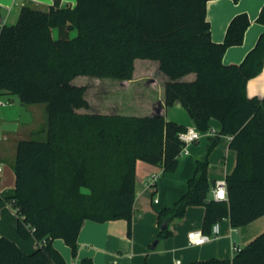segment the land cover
Listing matches in <instances>:
<instances>
[{
    "label": "trees",
    "instance_id": "16d2710c",
    "mask_svg": "<svg viewBox=\"0 0 264 264\" xmlns=\"http://www.w3.org/2000/svg\"><path fill=\"white\" fill-rule=\"evenodd\" d=\"M207 2L77 0L61 6L53 0L47 10L24 4L17 21L0 28V90L47 108L46 137L19 140L16 189L0 194L16 210L21 238L34 236L37 248L26 252L1 236L0 264H66L53 239H64L76 255L86 219H125L130 233L137 161L164 172L178 167L184 124L161 113L78 111L90 105L87 86L75 85V76L129 80L136 59L158 61L168 78L166 106L179 101L200 130H209L212 119L221 124L197 159L186 194L158 212L159 237L171 234V222L190 205L205 206V233L225 217L237 228L264 215V96L247 92L249 79L264 67V32L242 62L224 63L225 50L243 42L252 20L236 14L223 42H215ZM256 21L264 25V6ZM189 73L195 78L184 79ZM222 135L231 136L237 163L226 175L228 198L216 200L210 197L209 154ZM81 263L95 264L91 258ZM190 264H264V231L231 258Z\"/></svg>",
    "mask_w": 264,
    "mask_h": 264
},
{
    "label": "crops",
    "instance_id": "0c3cea01",
    "mask_svg": "<svg viewBox=\"0 0 264 264\" xmlns=\"http://www.w3.org/2000/svg\"><path fill=\"white\" fill-rule=\"evenodd\" d=\"M77 0H62L61 6L76 4ZM53 0H0V17L4 24L17 21L24 4L47 10ZM264 6V0H208L207 19L210 22L212 39L223 42L231 19L238 13L246 12L252 22L245 31L243 42L228 47L222 57L224 63H240L253 49L258 37L264 32V25L256 18ZM58 36V29L53 30ZM75 33V32H74ZM137 60V59H136ZM157 67V77H149L159 87L158 97L151 101L152 113L163 114L166 119L195 126L187 110L179 101L172 106L165 104V84L167 76L160 70L156 60L146 59ZM137 62V61H136ZM135 62V66L136 65ZM136 71V67H135ZM134 75L135 76V72ZM194 73L184 76L192 80ZM133 79L124 81H132ZM247 92L250 97L264 96V67L256 76L249 79ZM0 194L11 193L16 185L14 162L19 140L35 138L45 133L47 108L45 103H21L18 96L0 90ZM87 108L78 109L85 112ZM220 130V122L210 121ZM212 135H204L188 145V152L180 155L175 171L164 172L159 165L142 160L136 163V200L131 232L125 219L96 222L86 219L78 236V251L73 255L71 247L62 238L53 239V245L64 255L66 264H82L84 258H91L95 264H190L213 257L231 258L235 254L233 246L247 245L264 231V215L241 227H233L225 217L216 224L218 233L201 245H190L188 232L201 229L205 216L204 205H190L182 218L171 222V234L159 237L161 226L158 212L175 202L188 190V180L194 175L197 159L207 150ZM230 136L222 135L209 154L208 177L212 181L210 197L214 196L215 182L226 178L235 167L237 152L230 146ZM159 174L157 181L150 184L152 174ZM17 213L7 201H0V237L13 239L24 251L37 248V238H21L17 230ZM154 246V247H153Z\"/></svg>",
    "mask_w": 264,
    "mask_h": 264
},
{
    "label": "rangeland",
    "instance_id": "374dc122",
    "mask_svg": "<svg viewBox=\"0 0 264 264\" xmlns=\"http://www.w3.org/2000/svg\"><path fill=\"white\" fill-rule=\"evenodd\" d=\"M136 73L132 81L115 78H98L78 75L73 79L76 85H86L87 111L100 113H121L125 115H149L152 113L151 101L159 95L157 82L149 77H157V67L146 59L136 60ZM46 134H38L36 139H44Z\"/></svg>",
    "mask_w": 264,
    "mask_h": 264
},
{
    "label": "built area",
    "instance_id": "2783aa9c",
    "mask_svg": "<svg viewBox=\"0 0 264 264\" xmlns=\"http://www.w3.org/2000/svg\"><path fill=\"white\" fill-rule=\"evenodd\" d=\"M4 25V20L0 17V28ZM1 104H4V102L0 101ZM188 129L182 131L179 135L183 147H182V151H181V155L185 154L188 152V145L199 140L202 136L204 135H212L215 136L218 134L219 129H217L214 126H211L209 128V130H200L198 129L196 126H190L187 127ZM231 138V136H230ZM159 174L157 173H153L150 177V184H154L157 179H158ZM223 182V183H221ZM222 190H226L227 193V182H226V178H222L219 179L215 182V187H214V199L216 200H224L228 198V195H226V198H221V191ZM214 228H212V232L211 233H205L202 228L201 229H193L191 231L188 232V242L190 243V245H201L204 244L206 242H208L209 240H211V238L215 237L218 233V225L215 224L213 226ZM233 249L235 251H238L240 248L235 244L233 246Z\"/></svg>",
    "mask_w": 264,
    "mask_h": 264
},
{
    "label": "clouds",
    "instance_id": "9594fccd",
    "mask_svg": "<svg viewBox=\"0 0 264 264\" xmlns=\"http://www.w3.org/2000/svg\"><path fill=\"white\" fill-rule=\"evenodd\" d=\"M221 183H223V182H221ZM226 195H227L226 190H222L221 191V198H226Z\"/></svg>",
    "mask_w": 264,
    "mask_h": 264
},
{
    "label": "water",
    "instance_id": "95a60500",
    "mask_svg": "<svg viewBox=\"0 0 264 264\" xmlns=\"http://www.w3.org/2000/svg\"><path fill=\"white\" fill-rule=\"evenodd\" d=\"M161 111H159L158 113H160ZM154 247V246H153Z\"/></svg>",
    "mask_w": 264,
    "mask_h": 264
}]
</instances>
